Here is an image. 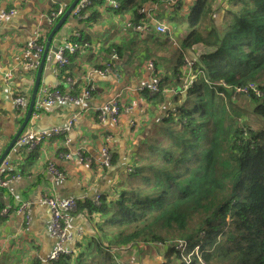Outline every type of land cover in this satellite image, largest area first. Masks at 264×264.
Here are the masks:
<instances>
[{
  "label": "crops",
  "instance_id": "obj_1",
  "mask_svg": "<svg viewBox=\"0 0 264 264\" xmlns=\"http://www.w3.org/2000/svg\"><path fill=\"white\" fill-rule=\"evenodd\" d=\"M74 1L56 0L55 4L51 0H0V15L13 12L0 23V158L28 111L24 114L18 110L14 100L17 95L31 98L36 74L25 67L26 46L38 34H42L45 47L49 45V53L73 42L75 37L82 44L70 70L57 69L54 63L45 66L42 90L68 88L64 76L77 81L78 93L88 81L96 87L93 97L80 104L58 103L41 111L34 108L26 133L59 129L61 135L49 137L33 151L16 144L7 156L5 162L9 166L5 170L16 177L0 189V264H51L50 256L58 247V239L51 233V214L45 199H76L78 205L93 201L98 195L114 200L122 172L133 166L140 137L176 108L174 91L181 81L174 76V68L179 50L175 57L162 54L161 45L165 44L162 36L167 37L166 42L176 41L179 49L190 34V20L200 0H120L130 4L121 11L106 3L93 4L79 18L71 14L57 29L61 19L54 25L48 24L46 18L51 11L61 7L66 13ZM210 1L211 9L200 24L206 30L213 25L221 26L231 10L230 0ZM148 16L153 24H166L167 33H140L126 26V19L140 25ZM182 21L188 27H181ZM144 45L149 50L139 54ZM197 45L185 57L198 61L205 46ZM113 54L117 56L113 72L106 77L94 74ZM150 60L156 66L157 77L163 81V97L155 98L150 93L147 66ZM9 72L11 80L6 78ZM113 99L132 108L118 123L110 118L101 120L95 111ZM238 99L236 96L237 105ZM104 147L114 155L110 165L103 161ZM79 149L92 157V164L79 162L76 157H63ZM51 164L66 177L51 174ZM101 222L99 214L73 212L69 223L71 238L65 248L75 256L93 249L100 237L97 224ZM114 258L125 264H164V249L135 244L118 251Z\"/></svg>",
  "mask_w": 264,
  "mask_h": 264
},
{
  "label": "trees",
  "instance_id": "obj_2",
  "mask_svg": "<svg viewBox=\"0 0 264 264\" xmlns=\"http://www.w3.org/2000/svg\"><path fill=\"white\" fill-rule=\"evenodd\" d=\"M118 1V11L130 5ZM103 3L92 0L83 14ZM211 3L196 5L190 34L178 49L174 76L180 79L185 53L204 44L196 61L203 75L186 93L174 94L175 111L158 125L166 142L150 145L154 126L145 132L133 171L121 178L115 199L102 196L100 206L93 201L78 205L81 212L102 216L96 246L77 256L61 255L51 264H117L112 249L156 243L166 245L164 264H264V0H230L225 22L202 29ZM73 42L82 46L79 37ZM77 53L62 71L71 69ZM206 79L239 87L254 82L263 96L241 94L238 102L246 108L240 109L231 94L225 102ZM162 91L161 80L160 92L152 96L163 97ZM239 117L245 118L249 137ZM13 176L6 171L5 178ZM180 240L187 242L188 252L198 248L189 263L176 250Z\"/></svg>",
  "mask_w": 264,
  "mask_h": 264
},
{
  "label": "built area",
  "instance_id": "obj_3",
  "mask_svg": "<svg viewBox=\"0 0 264 264\" xmlns=\"http://www.w3.org/2000/svg\"><path fill=\"white\" fill-rule=\"evenodd\" d=\"M53 3H57L56 0H51ZM169 1V0H167ZM104 3L111 5L112 9L115 11H118L120 9V4L114 0H104ZM92 4V0H80L76 7L72 11V15L75 18H79L83 15V12ZM13 12L9 14H2L0 15V23L10 15H12ZM65 14V10L61 7L57 10L51 11L47 15V22L49 25H54L58 20H60L63 15ZM126 26L135 32L140 33H151L156 32L158 34H165L167 33V26L166 24H153L152 17L148 16L145 18L143 23L140 25H137L136 23H133L131 19H126ZM42 34H38L33 40L30 41V43L26 46V53H27V61L25 62V67L29 71H34L37 69L41 63V60L43 58V54L45 51V44L41 42ZM82 49V46L71 42L66 43L63 47H60L57 51L54 53H49L46 60L48 63L55 64L57 69H63L66 68L70 64L69 56L72 54H75L77 52H80ZM117 56L113 54L107 64L102 69H95L93 71L94 74L106 77L109 74L113 72L114 68V62ZM148 68H149V77H150V85L149 90L151 95H156L160 92V78L157 77L156 72V66L153 62H148ZM184 73V74H183ZM203 75L202 71L196 70V62L194 60H191L187 57H185V65L184 69L181 72L180 80L181 85L179 88L174 91V94H184L186 93L191 87H193V84L196 80H198ZM6 78L8 80L12 79V73H7ZM64 80L68 83V88L66 89H52V88H45L40 89L38 93V97L35 102V110L41 111L49 106H54L58 103H75L80 104L81 102L85 100H89L93 97V95L96 93V87L93 83L90 81L87 82L86 87L84 90L80 93L77 92V81L72 77L64 76ZM206 84L209 85L211 88H213L216 92V94L222 98L225 102L227 101V98L229 97L230 93L232 97H235V95H238V97L241 94H244L245 96H249L251 94H255L257 97L263 96V91L260 89V87L254 83L249 82L245 86H233L228 83H226L223 80L213 82L209 80H205ZM42 90V91H41ZM228 94V95H227ZM235 99V98H234ZM14 103L18 110L23 111L25 114L30 103V96L27 95H17ZM132 110L129 106L121 105L120 102H118L117 99H113L103 106L97 108L95 111L98 114V117L101 120H105L106 118H110L114 123H118L119 118L123 114H127ZM239 121V125L244 129V137L248 136L249 128L247 126L243 125V122L245 121L239 117L237 118ZM62 131L59 129H53L51 131L46 132H29L24 133L20 136L18 140V144L22 147H26L27 149L33 151L37 149L39 146L43 144L45 140H47L49 137L52 136H58L61 135ZM64 158H72L76 157V159L79 162L92 164L93 159L90 156H87L85 152L82 149L77 150L74 154H65L63 155ZM103 161L105 164L110 165L113 161V154L110 149L104 147L103 149ZM9 166L8 162H3V164L0 166V189L6 187L11 179H14L16 176L5 178V167ZM49 171L51 174L58 178H65V174L62 172H59L54 164H51L49 166ZM101 195H98L94 198L93 202L100 206L101 204ZM45 203L48 206L51 214V233L54 237L58 239V247L57 249L51 254L50 261L57 260L61 255H70L71 252L65 248V244L67 241L71 238L69 234V223H70V217L71 214L75 211H77L78 208V201L76 199H62L58 197H48L45 199ZM6 213V210L4 211ZM154 246L158 248H164L166 245L163 243H156ZM130 246L127 247H121V248H115L111 251L112 254H115L117 251L121 249H129ZM176 250L180 252L182 259L189 263L192 260V256L194 254L198 255V248H196L192 252H188V244L184 240H180L176 243ZM118 264H125L123 261H120L119 259H116Z\"/></svg>",
  "mask_w": 264,
  "mask_h": 264
},
{
  "label": "water",
  "instance_id": "obj_4",
  "mask_svg": "<svg viewBox=\"0 0 264 264\" xmlns=\"http://www.w3.org/2000/svg\"><path fill=\"white\" fill-rule=\"evenodd\" d=\"M80 0H75L73 5L68 9V11H66V13L63 15V17L61 18V21L59 22L58 26L56 27L59 28L72 14L73 9L76 7V5L78 4ZM55 31H53L52 35L54 34ZM49 45L46 44L45 47V51L43 54V58L41 60V63L39 65V67L37 69H35L34 71H32L33 73L36 74V78L34 80V87H33V92L30 98V103H29V107H28V111L26 114V117L24 118L18 132L16 133V135L12 138L11 143L9 144L7 150L5 151V153L1 156L0 158V166L1 164L6 160L7 156L9 155L10 151L16 146V144H18V140L20 138L21 135H23L24 133L27 132V126L29 124V122L31 121L33 112H34V108H35V102L36 99L38 97V93L41 89V77H42V73L44 71V68L47 64H49L46 60L48 54H49Z\"/></svg>",
  "mask_w": 264,
  "mask_h": 264
},
{
  "label": "rangeland",
  "instance_id": "obj_5",
  "mask_svg": "<svg viewBox=\"0 0 264 264\" xmlns=\"http://www.w3.org/2000/svg\"><path fill=\"white\" fill-rule=\"evenodd\" d=\"M176 20H178V19H176ZM181 23H182L181 27H188L186 21H182ZM187 31H188V33H189V28H187ZM162 38L164 39L163 41H164L165 44H164V45H161V53L164 54V55H167V58H168V57H169V58H170V57H175V52H177V50H178V47H177V43H176V41H174V42H166V38H167V37L162 36ZM179 41H181V38H179ZM148 50H149V48H148L146 45H144V47H143L142 49L140 48V53H139V54H141V52H147ZM150 61H151V60H150ZM150 61H149V62H150ZM151 62H153V61H151ZM153 63H154V62H153ZM154 65H155V64H154ZM147 66H148V64H147ZM263 82H264V80L261 81V83H263ZM236 96H238V95H235V97H234L235 99H236ZM238 105L240 106V109L246 108V104H245V102H241V103H239ZM251 123L255 125V119L251 120ZM158 125H159V124L154 125V127H153V130H155V135H154V137L148 139V142H149L150 145H157V144H159V143H160V139H161L164 143L166 142L165 138H163V137L160 135V132L158 131ZM243 125L246 126V125H245V122H243ZM144 134H145V132L143 133V135L141 136V138L138 140V145L141 143V140L143 139ZM138 145H137V149H138ZM142 151H143V153L149 155V151H148L147 146H144V147L142 148ZM134 156H136V155H134ZM134 159H135V157H134ZM142 162H143V161H142ZM142 162L140 161V163H137L136 166L138 167L140 164H142ZM144 162H146V160H145ZM133 165H134V162H133ZM132 167H133V166H131V167L128 168V169H125L124 172H122V177H121L122 179H125V178H126V175H127L129 172L133 171V168H132ZM131 181H132L134 184H138V183H140V181H139L138 179L131 180ZM163 260H164V259H163Z\"/></svg>",
  "mask_w": 264,
  "mask_h": 264
},
{
  "label": "clouds",
  "instance_id": "obj_6",
  "mask_svg": "<svg viewBox=\"0 0 264 264\" xmlns=\"http://www.w3.org/2000/svg\"><path fill=\"white\" fill-rule=\"evenodd\" d=\"M195 62H196V61H195ZM172 113H173V112H172ZM101 196H102V195H101ZM77 210H78V208H77ZM133 245H135V244L127 245V246H130V248H131ZM150 245H153V246H154V244H150ZM127 246H121V247H127ZM121 247H118V248H121ZM154 247H156V246H154ZM130 248H129V249H130ZM157 248H158V247H157ZM163 249H164V248H163ZM112 250H113V249H112ZM121 250H126V249H121ZM121 250H119V251H121ZM164 250H165V249H164ZM117 252H118V251H117ZM117 252H116V253H117ZM116 253H115V254H116ZM111 254H112V253H111ZM115 254H112V255L114 256ZM115 260H116V259H115ZM115 262H117V261H115Z\"/></svg>",
  "mask_w": 264,
  "mask_h": 264
}]
</instances>
